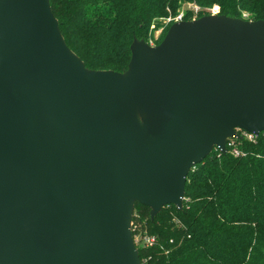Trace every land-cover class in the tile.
<instances>
[{
  "label": "water",
  "instance_id": "1",
  "mask_svg": "<svg viewBox=\"0 0 264 264\" xmlns=\"http://www.w3.org/2000/svg\"><path fill=\"white\" fill-rule=\"evenodd\" d=\"M87 69L49 0H0V264H141L135 203L181 208L236 130L264 131V21L174 22Z\"/></svg>",
  "mask_w": 264,
  "mask_h": 264
},
{
  "label": "trees",
  "instance_id": "2",
  "mask_svg": "<svg viewBox=\"0 0 264 264\" xmlns=\"http://www.w3.org/2000/svg\"><path fill=\"white\" fill-rule=\"evenodd\" d=\"M67 47L87 69L124 72L133 40L147 43L182 21L218 14L264 21V0H49ZM192 4L196 10L184 8ZM246 14V18L242 15ZM239 156L213 148L190 169L181 208L163 207L153 218L135 203L131 234L154 243H135L141 264H264V131L254 141H236Z\"/></svg>",
  "mask_w": 264,
  "mask_h": 264
},
{
  "label": "built area",
  "instance_id": "3",
  "mask_svg": "<svg viewBox=\"0 0 264 264\" xmlns=\"http://www.w3.org/2000/svg\"><path fill=\"white\" fill-rule=\"evenodd\" d=\"M169 21V20H168ZM179 21H182L181 19V15H179L176 19L175 22H179ZM236 133H237V137H232V138H228L225 142V148L226 150H229L230 153L233 155V156H239L241 154L240 150L236 147V144H237V140H240V139H247L249 141H254L255 137L257 135L255 134H252V133H248V132H245L243 130H239L237 129L236 130ZM136 237H139V239H137ZM135 237V240H134V243L138 242V241H141V243L145 246H150L154 243V237L153 236H148L147 234H144L142 236H136Z\"/></svg>",
  "mask_w": 264,
  "mask_h": 264
},
{
  "label": "rangeland",
  "instance_id": "4",
  "mask_svg": "<svg viewBox=\"0 0 264 264\" xmlns=\"http://www.w3.org/2000/svg\"><path fill=\"white\" fill-rule=\"evenodd\" d=\"M184 8L192 9L193 11L196 10V8L192 4L186 5V6H184ZM206 12L209 13L208 15H216V14H218V9H217V7H212V8L207 9ZM179 15L182 16L183 11L179 12V14L176 16L168 17V18H165L164 20H160V21H162L164 23L165 22L167 23L169 21H176V19ZM242 17L246 18V14H243ZM162 35H163V31L161 29L157 30L156 32H154L153 37L150 38L149 41H147V44L154 46V44H156V42H158L159 38ZM136 238L139 239V237H136Z\"/></svg>",
  "mask_w": 264,
  "mask_h": 264
}]
</instances>
